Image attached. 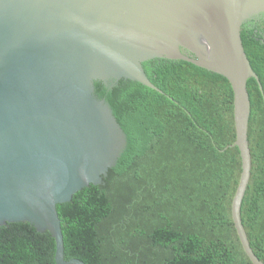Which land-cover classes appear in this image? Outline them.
I'll return each instance as SVG.
<instances>
[{"label": "water", "instance_id": "obj_1", "mask_svg": "<svg viewBox=\"0 0 264 264\" xmlns=\"http://www.w3.org/2000/svg\"><path fill=\"white\" fill-rule=\"evenodd\" d=\"M264 0H0V226L48 232L65 261L56 206L101 185L125 136L95 83L140 84L162 94L142 64L181 61L224 78L232 91L240 175L231 219L251 264L240 207L251 170L246 81L262 89L240 31Z\"/></svg>", "mask_w": 264, "mask_h": 264}, {"label": "trees", "instance_id": "obj_2", "mask_svg": "<svg viewBox=\"0 0 264 264\" xmlns=\"http://www.w3.org/2000/svg\"><path fill=\"white\" fill-rule=\"evenodd\" d=\"M240 38L259 80L250 103L249 182L240 218L264 264V19ZM143 71L162 94L140 84L95 83L125 136L101 185L56 206L65 261L83 264H251L231 219L240 175L228 82L181 61L152 60ZM48 232L27 223L0 226V264H55Z\"/></svg>", "mask_w": 264, "mask_h": 264}, {"label": "flooded vegetation", "instance_id": "obj_3", "mask_svg": "<svg viewBox=\"0 0 264 264\" xmlns=\"http://www.w3.org/2000/svg\"><path fill=\"white\" fill-rule=\"evenodd\" d=\"M262 19H264V16H257V17L252 18L251 20H249L247 23L253 22V23L260 24Z\"/></svg>", "mask_w": 264, "mask_h": 264}]
</instances>
